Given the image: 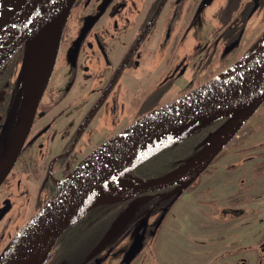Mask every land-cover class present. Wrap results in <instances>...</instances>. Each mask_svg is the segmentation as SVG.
<instances>
[{"label": "flooded vegetation", "instance_id": "1", "mask_svg": "<svg viewBox=\"0 0 264 264\" xmlns=\"http://www.w3.org/2000/svg\"><path fill=\"white\" fill-rule=\"evenodd\" d=\"M217 2L219 1L75 2L25 146L13 168L0 184V254L21 227L40 209L39 194L44 192L51 181H55L53 166L57 160L71 154L74 155V160L81 157L86 147L95 149L141 116L165 104L154 103L163 100L169 92L167 88L188 75L185 74L187 68L197 57L202 56L197 69L191 74L192 80L184 88L189 89L177 97L197 87H191L199 79L196 77L204 79L206 74L211 72L213 63L219 60L216 51H224L230 46L228 38L233 32H236L241 40L246 28L261 8L259 6L253 10L254 0H239L237 6L232 0H222L216 4ZM221 38H224L223 42ZM187 39L192 40L191 46L186 45ZM17 54L21 56L22 64L24 47L20 48L12 59ZM12 59L9 62H12ZM125 109L134 111L126 117ZM98 115H101V122L99 127H94L92 123ZM125 117L126 124L122 125ZM225 120L226 118L221 124ZM260 126L264 127V122ZM49 131H59L51 144L59 145L61 150L52 158L47 176L41 183L40 190L34 194L28 185L23 183V157L33 148L41 152L38 153L39 158H34L35 163H38L40 158L47 157L48 145L46 139L42 138ZM238 132L227 146L244 145L254 134L253 131H246L238 136ZM3 134L4 130L0 140ZM259 147L261 150L257 151ZM249 149H255V154L241 158L242 163L245 162L246 165L248 160H253V178L264 176V170H260L264 167V139L248 149H237L234 152L241 154ZM237 166L233 164L227 167L229 176L226 178L224 190L229 193L231 206L238 202L231 197L234 179L238 185L234 192L236 196L244 195L254 185L248 183L247 171L238 169ZM173 168L175 167L141 176L135 175L134 171L128 175L129 179L125 178L126 181L137 184L164 176ZM39 175L40 173L36 174V179L40 178ZM187 191L184 189L178 193L176 186H173L127 198L125 204L118 208V217L122 218H118L121 222L114 225L111 236L105 235L90 250H83L82 242L72 250L70 241L73 237L61 236L43 264H100L105 246L104 239L123 240L132 236L134 231L135 239H157L156 235H151L154 225L162 223L169 216L177 199ZM239 200L241 201L242 197ZM141 202L136 218L129 220L125 212L134 203ZM74 229L70 228L69 232ZM66 247L69 249L65 250Z\"/></svg>", "mask_w": 264, "mask_h": 264}, {"label": "water", "instance_id": "2", "mask_svg": "<svg viewBox=\"0 0 264 264\" xmlns=\"http://www.w3.org/2000/svg\"><path fill=\"white\" fill-rule=\"evenodd\" d=\"M76 1L22 0L14 14L0 26V71L20 48L24 47L19 73L24 93L16 123L0 157V184L13 168L25 146L53 71L66 21ZM254 1L253 10H256L262 0ZM251 58L254 60L251 66L231 80L211 83L234 65ZM239 62L214 79L149 111L94 149L89 154L94 157L90 165L72 176L77 165L60 180L52 196L11 239L0 254V264H43L59 238L74 224L73 212L85 194L101 184L105 177L125 160V145L130 140L164 125L185 126L171 143L151 149L138 162L123 168L119 174L154 156L193 125L226 118L215 130L212 139L199 152L187 161L179 162L169 173L137 184L121 180L131 186L130 191L110 194L107 197H114L99 200L132 198L173 186H176L178 193L184 190L203 173L264 103V40L251 55ZM212 113L217 115L202 119ZM205 149L208 150L203 161L195 162V158ZM194 166L198 167V170L190 180H179L184 170ZM118 222L121 220L113 223L106 234L107 237L111 236V230ZM108 240L110 239H104L103 242ZM141 242L142 239H139L130 249L125 264H130ZM261 248L264 250V241ZM242 264L248 263L243 260Z\"/></svg>", "mask_w": 264, "mask_h": 264}, {"label": "rangeland", "instance_id": "3", "mask_svg": "<svg viewBox=\"0 0 264 264\" xmlns=\"http://www.w3.org/2000/svg\"><path fill=\"white\" fill-rule=\"evenodd\" d=\"M216 1H219L216 4L222 2V0ZM260 7L261 9L243 33L239 43V50L231 56L232 60L228 66H233L234 62L240 60V58H237L241 55H244V57L251 55L253 49L257 46L259 47L263 42L264 0H262ZM253 26H255V29H251ZM185 42L186 45L189 44L191 46L192 40L187 39ZM186 51L187 48H185L184 54H186ZM201 60L202 56L197 57L187 68L185 74L188 75L175 85L171 84L167 88L169 92L166 97L162 98L163 100L156 101L154 104L161 105L166 103L189 89L184 88L192 80L191 74L197 69ZM21 65L18 74L20 73ZM222 68H224L223 65L215 64V73L222 71ZM196 78L199 79L191 87L202 85L204 79ZM132 111H126L125 109V116L132 114ZM99 116L101 115H98L92 126L99 127L101 122ZM126 117L123 119L122 125L126 124ZM16 120L10 118L5 124L4 134L0 140V157ZM262 122H264V103L248 119L243 129L238 132V136H241L246 131H253L254 134L249 137L247 143L233 147L229 145L224 149L225 151L220 153L200 175L196 183L191 186V189L177 199L169 212V216L162 223L159 222L156 226L154 225L151 235H156L157 239H142L130 264H242V260H246L248 264H264V250L261 248V244L264 241V176L253 178L255 165L253 160H248L246 165L245 162L242 163L241 161L243 157L254 155L255 149H249L241 154L234 152L237 149H248L253 144H257L264 139V127L260 126ZM58 134L59 131H49L43 136L42 139H46V145H48V156L43 159L40 158L38 163H35L34 158H39L38 155L41 152L39 153L35 148L32 151L29 150L23 157V183L25 182L34 194L40 190L41 183L47 176L51 166L52 158L61 150L59 145L51 144L54 136ZM92 150V147H86L81 157L77 158L78 161L71 171L76 168L82 159L92 153ZM258 150H261V148L259 147ZM176 156L173 155L171 161L161 163L159 166L158 164L153 165L152 169L158 172L170 168L173 164L172 160ZM233 164H237L238 169L247 171L248 183H254V185L244 195L236 196L237 194L234 192L238 185L235 184L234 179L232 181L231 197L237 199L238 202L231 206L228 198L229 193L225 192L224 187H226V178L229 176L227 167ZM37 173H40L39 179L35 177ZM234 177H236V174ZM54 178L56 184L61 180L57 176H54ZM255 195H257L256 198ZM110 197L114 196L107 198ZM241 197L242 200L240 201ZM112 219L113 217L100 221V227L82 242L83 250H90L102 240L101 238L105 236L113 224ZM135 234L136 231L132 232V236L126 239H111L110 242H106L100 264H125L128 252L139 240L135 239Z\"/></svg>", "mask_w": 264, "mask_h": 264}, {"label": "trees", "instance_id": "4", "mask_svg": "<svg viewBox=\"0 0 264 264\" xmlns=\"http://www.w3.org/2000/svg\"><path fill=\"white\" fill-rule=\"evenodd\" d=\"M232 1V3L236 4V6L239 5V0ZM251 29H255V26H253ZM221 39V42H223L224 38ZM228 39V43L230 44V46L227 47L224 51L223 49H218L215 54L219 58V60L217 59L213 63V67L215 64L219 63L220 65H223L224 68H222V71L215 73V69H213L212 67L211 72L209 74H206L207 76L204 78V81L202 83H204L208 79L216 77L217 75L221 74L223 71L227 70L232 66H228V64L232 60L231 56L239 50L238 48L240 40L236 32L231 33V37ZM257 47L253 49V52L257 49ZM239 58L243 59L245 57L244 55H241L237 59ZM20 64L21 56L17 54L14 59H12V62H9L0 71V136L8 120L10 118L17 119V115L19 112L22 100L21 96L23 93L22 83L18 77ZM223 119L224 118H220L213 121H207L193 125L186 131H184L172 144L159 151L147 161H144L135 167H131L125 170L121 174V178L125 180L129 179L128 175L130 174V172L134 173V171L135 175L137 176L152 173L154 174V172L157 171H154L152 169L153 165L158 164L159 166V164L161 163L169 162L171 161V157L173 155L177 156L172 160L173 164L171 165V168L177 165L176 161H187L193 155L199 152L212 139L213 133L219 127ZM73 156V154L66 155L54 163L53 171L58 178L66 177L74 168V165L78 160H74ZM260 170H264V167ZM191 186L192 185L188 186L186 190L191 189ZM56 187L57 184L54 181H51L50 185L44 190L43 193L40 194V196L42 195L39 200L40 207L43 206L44 203L51 197ZM127 200L128 199H108L95 202L92 208L86 214V216L77 224L71 225L62 235V237H73L70 241V249L75 250L80 242H83L87 236L92 234L98 227H100V221L113 217V223L115 219L118 218V208L120 206H123ZM141 205L142 202L140 204L134 203L132 206L129 207V209L125 212V214L128 215L129 220L136 218V215L139 211V206ZM73 227L77 230L74 229L73 232H69L70 228ZM66 240L67 239H65V241ZM104 243L106 244V242ZM67 248L68 247H66L65 250H67Z\"/></svg>", "mask_w": 264, "mask_h": 264}, {"label": "bare ground", "instance_id": "5", "mask_svg": "<svg viewBox=\"0 0 264 264\" xmlns=\"http://www.w3.org/2000/svg\"><path fill=\"white\" fill-rule=\"evenodd\" d=\"M22 0H0V26L16 11ZM254 60L246 59L234 65L230 70L216 78L212 84L222 83L231 80L241 72L247 70ZM217 113L204 116L202 119L212 118ZM185 126L178 124H168L154 129L144 136L130 140L125 146L126 158L116 168H114L104 179V181L89 190L73 212L72 222L81 220L90 209L92 203L96 200L107 197L117 192H126L131 190V186L121 181L118 176L120 171L128 165L138 162L151 149L164 146L171 143ZM208 149H205L196 158L195 162L201 163ZM94 160L93 155L87 156L82 160L72 176L82 172ZM198 167H190L182 172L179 180L185 182L190 180L197 172ZM71 176V177H72ZM63 183V182H62Z\"/></svg>", "mask_w": 264, "mask_h": 264}]
</instances>
